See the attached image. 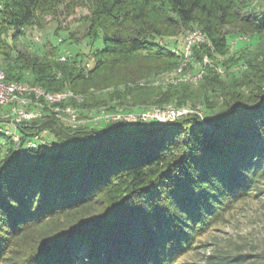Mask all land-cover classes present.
Segmentation results:
<instances>
[{"label":"trees","instance_id":"obj_1","mask_svg":"<svg viewBox=\"0 0 264 264\" xmlns=\"http://www.w3.org/2000/svg\"><path fill=\"white\" fill-rule=\"evenodd\" d=\"M256 1L0 0V68L7 79L81 97L45 103L40 117L14 132L0 120V264H177L251 196L264 181V10L251 7ZM81 7L89 10L87 28L65 62L53 43L31 56L7 39ZM194 28L207 36L191 52V68L202 66L199 82L136 83L176 72L184 51L167 40ZM235 36L246 39L232 54ZM113 83L123 90L97 96ZM169 104L202 105L204 119L192 113L165 124L90 123L86 114ZM68 107L84 124L64 120ZM46 132L53 146L43 140ZM248 261L226 251L207 259Z\"/></svg>","mask_w":264,"mask_h":264},{"label":"rangeland","instance_id":"obj_2","mask_svg":"<svg viewBox=\"0 0 264 264\" xmlns=\"http://www.w3.org/2000/svg\"><path fill=\"white\" fill-rule=\"evenodd\" d=\"M251 7L257 11L264 10V0L254 2ZM88 15L89 10L81 7L68 17L61 15L58 20L48 17L42 22V25H35L28 28L25 37L14 38L13 30L10 32L7 39L10 45L13 46L15 52L25 54L26 51H30L32 52L31 56L46 54L47 51L49 52L51 50L52 43L54 46L59 47L61 53L72 52L79 49L76 40L78 39L80 41L83 39V34L87 28L84 24V18ZM58 28L61 29L59 35L56 34ZM228 30L230 33L238 32L237 28H230ZM66 32L73 33V39L75 40L68 38L67 36L69 33ZM35 38H38V40ZM185 38L186 34L167 41L172 42L174 45L173 47L177 50L184 51L186 47ZM242 40V37L235 36L233 38L231 41L232 54L238 52L239 47H241L240 45L243 44ZM72 41L74 44H71ZM82 46V49L84 48L83 52L87 53L88 48L84 43H82ZM189 64L190 63H187L182 74L177 73L176 70L174 73H165L155 75L151 78L140 79L136 83L141 86L166 87L168 84L180 82L182 75L188 74L189 72L194 73L202 67L199 63H193L191 68ZM0 67L2 66L0 65ZM129 85L132 86L134 83ZM114 89L123 90V86L120 84L118 85V83H113L105 88V90H97L96 94L97 96L105 97L108 95L107 93L113 92ZM62 92H70V95L66 99L73 98L77 100V97H80L70 90H64ZM130 106V108H127V106H118L115 111L111 112H108L107 109H109V106H107V108L86 112V114L88 116L87 118L92 120L90 123L96 122L97 120L98 122L101 120L116 122L120 119L129 122H135L137 120L145 122L141 118L142 115L144 116L156 112L157 109L163 108L160 106H153L147 110H140L141 108L139 107L134 105ZM198 106H201L202 109V105ZM34 109L35 108H33V110ZM204 116L205 114L203 113V117ZM64 120L71 125H75L76 123L84 124V121H79L78 119L73 121L65 117ZM2 125L5 130L8 129L11 132L15 131L14 126L8 123L2 122ZM49 135L48 132L43 134V140H47L46 143L53 146L55 141ZM117 194L118 191L113 193L115 197ZM219 251H226L233 256H249V261L245 264H264V181L252 192L250 197L235 203L220 221L211 225L208 231L198 238L193 248L187 251L178 260L177 264H208V257ZM257 256L261 257V259L257 258Z\"/></svg>","mask_w":264,"mask_h":264},{"label":"built area","instance_id":"obj_3","mask_svg":"<svg viewBox=\"0 0 264 264\" xmlns=\"http://www.w3.org/2000/svg\"><path fill=\"white\" fill-rule=\"evenodd\" d=\"M38 40V38H35ZM246 39V38H243ZM186 47L184 50V61L180 68L177 69V73L182 74L184 68L187 66V63H190L192 60L191 52L192 47L196 44L207 43V36L200 28H194L189 30L186 33L185 38ZM71 57L70 52L62 55L59 60L62 62L67 61ZM205 63H208L209 60L206 57L204 59ZM87 68L91 67V63L86 64ZM223 73V70H219ZM203 78L202 67L196 72L182 75L180 81L197 83ZM70 92H57L51 93L45 89L37 86L30 85L24 82L11 81L7 79L6 73L0 68V120L8 123L15 128L19 127L25 121H30L42 115V109L45 107L44 104L52 105L56 102L65 100L70 94ZM43 100V101H42ZM77 100L80 101L81 98L77 97ZM33 108H35L33 110ZM55 111H59L58 108H55ZM65 113L68 114V117L73 121H76L78 113L76 110L68 107L65 110ZM192 113H197L203 117V111L201 106H175L169 104L162 109H157L156 112L142 115L141 118L145 122H150L151 120H158L159 123L165 124L167 122L175 121L177 119L188 116ZM59 116V114H58ZM16 140H19V137H15ZM31 147H35V142H29L28 144Z\"/></svg>","mask_w":264,"mask_h":264}]
</instances>
